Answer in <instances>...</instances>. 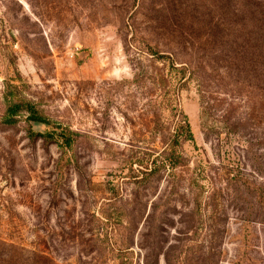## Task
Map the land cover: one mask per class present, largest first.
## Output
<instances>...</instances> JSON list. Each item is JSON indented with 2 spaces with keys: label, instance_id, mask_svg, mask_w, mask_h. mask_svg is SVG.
I'll return each mask as SVG.
<instances>
[{
  "label": "rangeland",
  "instance_id": "obj_1",
  "mask_svg": "<svg viewBox=\"0 0 264 264\" xmlns=\"http://www.w3.org/2000/svg\"><path fill=\"white\" fill-rule=\"evenodd\" d=\"M0 264H264V0H0Z\"/></svg>",
  "mask_w": 264,
  "mask_h": 264
},
{
  "label": "trees",
  "instance_id": "obj_2",
  "mask_svg": "<svg viewBox=\"0 0 264 264\" xmlns=\"http://www.w3.org/2000/svg\"><path fill=\"white\" fill-rule=\"evenodd\" d=\"M15 108V112L12 113L11 110L9 112V121H12V117L13 115H16V111L18 108H20V106H14ZM29 117L28 119L32 122L35 123H42V124H49L50 122L44 118H42L41 116L38 115V113L36 112V110H34V108L30 107L29 108ZM178 132L181 133L180 135H182L184 137L185 140H192V134H191V130H190V125L188 122V119L186 116L183 115L182 120L179 121V127H178ZM61 135H64L63 133H61ZM42 137H47V135H40ZM66 139V138H65Z\"/></svg>",
  "mask_w": 264,
  "mask_h": 264
},
{
  "label": "water",
  "instance_id": "obj_3",
  "mask_svg": "<svg viewBox=\"0 0 264 264\" xmlns=\"http://www.w3.org/2000/svg\"><path fill=\"white\" fill-rule=\"evenodd\" d=\"M38 124V123H37Z\"/></svg>",
  "mask_w": 264,
  "mask_h": 264
}]
</instances>
